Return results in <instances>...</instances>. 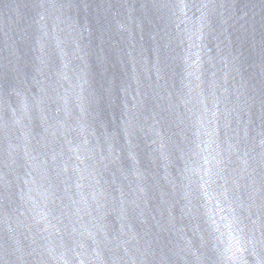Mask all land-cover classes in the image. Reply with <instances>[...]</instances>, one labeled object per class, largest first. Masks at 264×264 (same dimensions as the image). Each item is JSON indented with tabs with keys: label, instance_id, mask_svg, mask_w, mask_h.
<instances>
[{
	"label": "water",
	"instance_id": "1",
	"mask_svg": "<svg viewBox=\"0 0 264 264\" xmlns=\"http://www.w3.org/2000/svg\"><path fill=\"white\" fill-rule=\"evenodd\" d=\"M0 264H264V0H0Z\"/></svg>",
	"mask_w": 264,
	"mask_h": 264
}]
</instances>
